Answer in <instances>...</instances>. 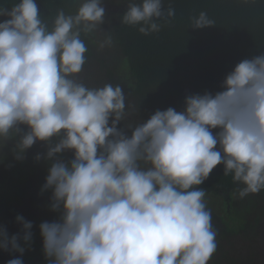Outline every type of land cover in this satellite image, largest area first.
<instances>
[{
    "label": "clouds",
    "instance_id": "1",
    "mask_svg": "<svg viewBox=\"0 0 264 264\" xmlns=\"http://www.w3.org/2000/svg\"><path fill=\"white\" fill-rule=\"evenodd\" d=\"M174 16L163 0H130L121 22L149 35ZM0 17V151L14 141L22 161L37 142L46 147L35 159L48 162L40 193L55 214L38 225L47 264H209L216 232L198 186L222 164L239 198L264 190V53L238 62L221 90L133 124L120 85L79 79L82 33L105 23L101 0H80L75 14L59 9L51 26L35 0L0 3ZM214 25L204 11L190 23ZM112 43L106 35L99 49ZM15 224L12 234L0 224V250L18 254L7 264H24L34 224L23 215Z\"/></svg>",
    "mask_w": 264,
    "mask_h": 264
},
{
    "label": "trees",
    "instance_id": "2",
    "mask_svg": "<svg viewBox=\"0 0 264 264\" xmlns=\"http://www.w3.org/2000/svg\"><path fill=\"white\" fill-rule=\"evenodd\" d=\"M104 1L108 2L105 10V23L108 25L104 37L109 34L112 36V47L98 50L95 47L99 45L100 39L94 41L90 34L85 36L82 33L81 38L88 51L79 79L89 87H102L108 83L120 85L126 96V111L129 113L126 123L146 121L156 110L168 107L182 111L186 95L221 90L224 77L238 62L264 53V0H249V3H243L242 0H163L164 8H174L175 16L170 18V23L163 24L159 32L149 35L138 31L140 25L129 26L121 22L130 0ZM12 2L0 0L9 9ZM35 2L42 19L51 26L59 9H63L66 14H75L80 0ZM135 2L139 3L140 0ZM201 11L215 21L214 26L203 29L190 26L191 18L198 16ZM3 19L6 17H0V21ZM108 52L109 55H105ZM123 126L124 122H121L118 128ZM39 149L46 152L45 145L40 142L25 153L28 160L24 165L21 164L16 175L20 180L16 187L19 198L24 197L23 193L28 190L30 179L23 182L22 178L28 172L27 169L36 166L38 161H34L36 155L33 153H40ZM71 156V152H65L61 158L67 160ZM7 158L0 164V180H4L6 173L13 171L9 165L12 162ZM198 187L205 190L206 196L221 200L228 212L240 204L250 208L248 211H253L257 204H264V190L239 198L235 194L238 186L233 183L231 175L224 176L222 164L213 169L208 179ZM207 208L211 211L217 243L209 264H240V261H245L231 254L229 247L234 244L233 236L238 234V229L242 235L248 236L246 219L249 213L243 218L233 217L230 225L213 207L207 205ZM240 248H244V245ZM45 261L41 250L38 258L24 264H43ZM250 264L258 263L252 261Z\"/></svg>",
    "mask_w": 264,
    "mask_h": 264
},
{
    "label": "rangeland",
    "instance_id": "3",
    "mask_svg": "<svg viewBox=\"0 0 264 264\" xmlns=\"http://www.w3.org/2000/svg\"><path fill=\"white\" fill-rule=\"evenodd\" d=\"M101 3L106 10L108 2H103V0H101ZM107 25V23L102 24L100 29H98L95 33L90 34L91 38L94 41H97V39H100V41H102L105 38L104 31L106 30ZM111 47L108 48L111 49ZM95 48L100 50L99 45ZM109 53L110 52L105 53V55L108 56ZM13 143L14 141L9 142V144L2 151H0V156H3L0 159V164L3 163L2 160L4 158L8 157L7 159L9 160V162H12V164L9 165L13 170L12 172L5 174L4 180H0V224L7 225L9 233L12 234L17 232L19 228V226L15 224L16 215H23L27 220L33 222V244L31 249L26 250L23 255V261L30 262L32 259L38 258L39 253L42 250V240L38 229L39 223L44 220H51L55 218V214L51 213L47 207L50 193H47L44 196H40V189L44 183L48 164L45 160L41 159L37 162L35 167L30 170L27 169L28 172L25 173V176L22 178V180L23 182H25L27 178L30 179V182L27 185L28 190L23 193V195H25L24 197L19 198L16 193V187L19 186V184L17 183L20 180L19 177H17L16 175L19 172L21 164L24 165L28 160V157L26 154L24 160H15L12 152L10 151ZM42 149H39L38 151L40 153H44ZM33 154L37 155L36 153ZM5 155L7 157H5ZM34 161L36 162L37 160L34 159ZM31 176H33V178ZM204 199L206 201V204L210 207H213L215 212L223 219L225 218V221L228 224H230L231 222L233 223V217L235 219H237L238 217L243 218L245 214L249 213V215L247 216L248 218L246 219V221H248V236L242 235V233L238 229V234L236 233L234 236L232 235L234 239L232 240V243L234 244L230 245V247L228 246L230 248L229 252L231 254H234L238 258L241 257L243 260L245 259V261H240V264H250L252 263V261L258 264H263L264 204H257L253 211H248L250 210V208H247L243 204H240L236 206L235 209H232L231 212H228L227 207L224 203L221 202V200H218L217 198H214L211 195H205ZM235 226L238 227L237 222H235ZM241 245H244V248H240ZM253 252L255 253L254 257L252 256ZM14 255L18 254L10 255L9 253L0 250V264H7V261L9 259L14 258ZM43 264H47V261H45Z\"/></svg>",
    "mask_w": 264,
    "mask_h": 264
}]
</instances>
